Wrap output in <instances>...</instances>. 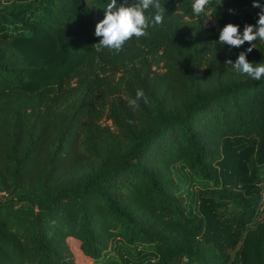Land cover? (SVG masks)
I'll list each match as a JSON object with an SVG mask.
<instances>
[{
	"label": "trees",
	"instance_id": "obj_1",
	"mask_svg": "<svg viewBox=\"0 0 264 264\" xmlns=\"http://www.w3.org/2000/svg\"><path fill=\"white\" fill-rule=\"evenodd\" d=\"M86 2L0 0V264H97L114 239L151 245L127 264H264V78L225 64L247 42L217 43L255 25L253 0L199 18L193 0H160L164 22L119 53L94 46L109 0ZM176 164L212 183L196 213Z\"/></svg>",
	"mask_w": 264,
	"mask_h": 264
},
{
	"label": "clouds",
	"instance_id": "obj_2",
	"mask_svg": "<svg viewBox=\"0 0 264 264\" xmlns=\"http://www.w3.org/2000/svg\"><path fill=\"white\" fill-rule=\"evenodd\" d=\"M210 0H193L191 4L192 13L199 18L206 12ZM252 7L259 9L258 19L255 25L245 24L241 33L238 25L226 24L219 33L220 45H228L231 49L240 48L246 42L251 45L246 51H241L235 61L226 60V65H231L237 74L246 75L255 81L264 78V63L253 65L247 60V54L251 53L255 47L253 42L260 40L264 42V4L259 0H253ZM150 12L146 16L145 13ZM230 14H234L233 9H228ZM166 9L160 0H136L129 4L128 0H123L118 4L117 0H109L105 6L104 19L97 23L95 36L101 38L95 44L97 52L102 49H109L119 53L127 41L131 38L145 37L150 26H158L164 22ZM143 100L147 103V98L142 90L138 89L134 99L128 101V106L135 109L138 102Z\"/></svg>",
	"mask_w": 264,
	"mask_h": 264
},
{
	"label": "rangeland",
	"instance_id": "obj_3",
	"mask_svg": "<svg viewBox=\"0 0 264 264\" xmlns=\"http://www.w3.org/2000/svg\"><path fill=\"white\" fill-rule=\"evenodd\" d=\"M87 11L89 14L94 15L96 12V7L94 0H87ZM208 25H211V22L208 21ZM90 163V162H89ZM87 161H84L80 165V169L85 167V171L95 166L94 164L88 165ZM79 166V165H78ZM77 170V171H80ZM262 173V189L264 190V165L261 167ZM173 175L175 180L179 183L182 188V192L185 196V201L187 204V208L191 213L197 212L198 200H199V191L204 188L211 187L212 183L210 181L204 180L202 178H198L193 176L188 172L186 168H184L181 164H176L173 166ZM9 192L4 191L0 192V201H8L9 200ZM79 264H89V261H85L81 255L78 254L76 256ZM155 254L153 253V249L151 245H128L122 240L114 239L112 240L109 249L105 253L104 257L98 260L97 264H127L131 263H142L148 260H154Z\"/></svg>",
	"mask_w": 264,
	"mask_h": 264
}]
</instances>
